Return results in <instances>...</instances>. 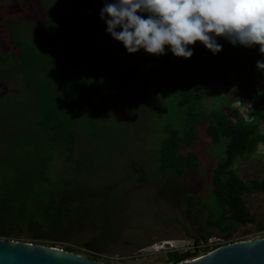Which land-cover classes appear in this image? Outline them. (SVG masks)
Listing matches in <instances>:
<instances>
[{"label":"trees","instance_id":"trees-1","mask_svg":"<svg viewBox=\"0 0 264 264\" xmlns=\"http://www.w3.org/2000/svg\"><path fill=\"white\" fill-rule=\"evenodd\" d=\"M72 1L52 0L53 24L43 27L29 43L21 40L20 19L31 16L35 3H27L15 12L22 16H11L14 19L0 25V33L5 32L6 42L16 51L0 58V67L5 64L0 77L11 78L10 63L6 64L12 57L17 64L15 77L25 84L28 95L23 102L15 101L22 98L17 94L0 97V239L49 247L64 243L63 251L68 253L86 247L95 252L89 258L98 261L99 253L119 240V231L129 220L128 207L120 203L123 198L115 188L130 187L140 177L155 188L151 192L155 199L162 204L173 201L170 205L174 204L187 226H181L183 221L176 217L174 222L196 245L206 244L212 236L234 242L239 228L264 232V220L250 213L246 201L247 195L264 194V174L246 183L234 170L236 162L247 161L258 146H264V86L258 96L254 86L259 71L256 63L264 60L259 47H233L218 38L222 50L216 55L197 42L187 60L174 57L167 47L165 55L154 56L161 102H155L159 111L152 123L159 136L152 141L151 155H143L138 167L135 162L122 167L140 171L115 174L101 187L105 177L99 185L91 181V175L117 164V158L127 151L131 129L123 121L103 120L109 111L99 102L112 85L101 68V57L88 62L87 50L74 44L78 31L70 24L74 12L68 4ZM3 10L0 7V13ZM86 64L93 72L74 73ZM229 87L240 92L237 101L228 99L207 111L210 91ZM77 100L88 108L87 114H81V122H76L73 110ZM244 101L250 104L249 120H243L237 110ZM169 103L176 111L173 118L163 107ZM133 113H141H131L136 126ZM87 116L91 120L86 121ZM201 128L209 140L205 153L196 148ZM221 145L222 157L214 159V167L206 173L208 149ZM54 162L61 168L57 174L51 171ZM146 187L139 185L141 191ZM93 231L99 233L94 236L99 241L84 246L82 237ZM198 254L194 250L168 252L166 260L178 264L196 259Z\"/></svg>","mask_w":264,"mask_h":264},{"label":"rangeland","instance_id":"rangeland-1","mask_svg":"<svg viewBox=\"0 0 264 264\" xmlns=\"http://www.w3.org/2000/svg\"><path fill=\"white\" fill-rule=\"evenodd\" d=\"M42 1L0 0V7L4 9V12L0 13V25L8 19H14L11 16H22H17L19 14L15 12H20L27 3H35L36 5L31 16L22 17L20 19L22 27L20 31L21 40H25V42L29 43L32 36L40 34L43 27L51 26L54 22V14L49 7L52 0ZM106 2H112V0H74L68 4V9L74 12L70 22L71 27L78 31L77 35L74 37L75 46L87 50L88 62H93L95 57H101V68L107 72L112 85V90L103 93L101 95L102 100L99 102L101 107H106L109 111L103 120L110 122H114L112 120H118L119 122L123 121L125 124L128 123L131 129L126 137L128 142L127 151L117 158V164L112 166V168L109 167L107 170L98 169L91 175V177L93 176L94 178L91 179L90 177L92 182L95 181L99 185L103 182L101 187H106L107 183L110 182L109 178L115 174L126 173L132 170L133 173L140 171V168H138V170L132 169L126 171L122 170V167L132 165L134 162L135 166L138 167L140 162L145 159L143 155H151V149L154 145L152 141L159 136L157 129V132L155 131V124L152 123V120L154 119L153 115L159 111L156 104L161 102V98L158 96L159 89L156 85L158 64L156 60H154V56L146 54L143 50L136 54L129 55L122 44L114 41L111 36L107 34L106 25L100 19L99 15L101 8ZM0 29H3V27L0 26ZM5 37H7L5 32H1L0 58L7 54L16 53L11 45L6 42ZM99 51H102V53L99 54ZM9 63L11 78H9V75H7L6 78L0 77V97L17 94L22 98L16 99L15 101L23 102L26 97L28 98L25 84L15 77L17 64L13 61L12 57L6 65L8 66ZM4 65L5 64L1 65L0 73ZM93 70V67L86 64L75 68L74 73L87 74L93 72ZM254 80L255 96H258L260 88L264 86V72L258 71ZM247 90H250V88ZM81 93H79L78 97H80ZM83 93L88 96V91L85 90ZM239 93L240 92L234 87H229L227 89L213 88L205 101L206 110L213 111L220 105H224L228 99L237 101L236 98ZM163 107L170 117L173 118L176 116L174 105L169 103L168 105L164 104ZM235 107L237 108L238 105L236 104ZM73 110L76 114V122H81V114L84 112L87 114L88 112V108L78 100ZM237 110L243 120L250 119L251 109L249 103L244 101ZM133 111L141 113L138 115L133 113V117H136V126L135 124L133 125L134 122L132 123L130 120L132 119L131 113ZM145 114L146 119L143 121ZM85 120L89 121L91 119L87 116ZM203 130L202 128L199 129V146L196 147L201 153L206 152L209 143V140L203 135ZM261 130L264 131V127ZM223 150L224 147H222V145L208 149L210 159L205 162L206 173L214 167V159L217 160L222 157ZM146 160L148 161L147 158ZM60 169V166L56 162L51 166L52 173L56 172L57 174ZM234 170L239 178L246 183L255 179H261L264 174V146H258L255 154L247 161L236 162ZM103 176L105 179L102 181ZM140 178L137 180L134 179L129 184L130 187L122 185L115 188L116 192H119L123 198L120 199V203H125L126 207H128L126 213L129 216V220L124 228L120 229V235L118 236L119 240L112 243L109 248L103 250L99 254L109 257L111 259L109 262L112 264H169L166 260L167 253L165 251H157L156 248L165 242H168L169 246H167V249L171 250V252H186L189 250L199 251L198 258L208 254V252L206 254L203 252V249L207 247L208 244H194L193 238L182 233L180 231L181 227L174 222L173 217L180 220L182 215L175 209L173 206L174 204L170 205L173 201H170V204L165 202L162 204V200H157L154 198L155 195H151V192H153L155 188ZM140 183L142 185H147L142 191L139 189ZM136 188L139 191L131 193L130 190ZM121 189H123L122 192ZM165 197L167 198L166 194ZM246 201L250 213L258 219L264 220V194L254 193L247 195ZM164 204L167 207H165ZM181 221H183L181 222V226L186 227L187 225L185 224L186 221L184 218L181 219ZM188 227L190 233L192 229L190 226ZM114 230L117 231L116 229ZM235 230L234 234L236 240H234V242H229L219 236H212L210 239H212V243H237L264 238V232L253 233L251 227ZM98 234L97 231L86 234L81 239L83 240L82 244L87 247L94 246L99 241L94 239V236ZM52 246L51 248L63 251L66 245L64 243H54ZM81 249L82 250H79L80 252L76 251V253L73 254L92 260L88 258L87 252L91 254L93 251H90L86 247H81ZM97 262L103 263L101 260Z\"/></svg>","mask_w":264,"mask_h":264},{"label":"clouds","instance_id":"clouds-1","mask_svg":"<svg viewBox=\"0 0 264 264\" xmlns=\"http://www.w3.org/2000/svg\"><path fill=\"white\" fill-rule=\"evenodd\" d=\"M99 15L129 55L163 56L167 47L187 60L197 42L216 55L222 38L233 47L258 46L264 56V0H112ZM256 68L264 72V60Z\"/></svg>","mask_w":264,"mask_h":264},{"label":"water","instance_id":"water-1","mask_svg":"<svg viewBox=\"0 0 264 264\" xmlns=\"http://www.w3.org/2000/svg\"><path fill=\"white\" fill-rule=\"evenodd\" d=\"M0 264H102L47 246L0 239ZM178 264H264V238L231 243Z\"/></svg>","mask_w":264,"mask_h":264},{"label":"built area","instance_id":"built-area-1","mask_svg":"<svg viewBox=\"0 0 264 264\" xmlns=\"http://www.w3.org/2000/svg\"><path fill=\"white\" fill-rule=\"evenodd\" d=\"M212 242H213L212 239H209L207 241V243H206V245L208 244L207 247L204 248V249H208V253H210L211 251H214L215 249L220 248L222 246L231 244V243H225V242L224 243H218V242L217 243H212ZM167 246H169V244H168V242H165V243H162V245H159V247H156V248H157V251H165L166 253L171 252V250L167 249ZM87 253H88V256L90 257V253L89 252H87ZM98 256H99L98 260H101L103 262L102 264H112V263L109 262V260H111L109 257H106L104 255H98Z\"/></svg>","mask_w":264,"mask_h":264}]
</instances>
